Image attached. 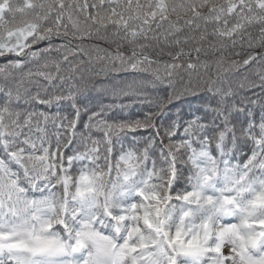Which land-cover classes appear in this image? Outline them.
I'll return each mask as SVG.
<instances>
[{"label":"snow or ice","instance_id":"snow-or-ice-1","mask_svg":"<svg viewBox=\"0 0 264 264\" xmlns=\"http://www.w3.org/2000/svg\"><path fill=\"white\" fill-rule=\"evenodd\" d=\"M0 264H264V0H0Z\"/></svg>","mask_w":264,"mask_h":264}]
</instances>
